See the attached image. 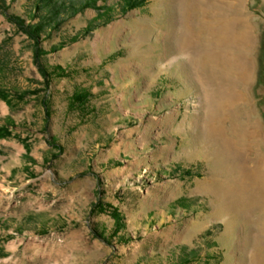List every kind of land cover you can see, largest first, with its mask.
<instances>
[{"label":"rangeland","instance_id":"1","mask_svg":"<svg viewBox=\"0 0 264 264\" xmlns=\"http://www.w3.org/2000/svg\"><path fill=\"white\" fill-rule=\"evenodd\" d=\"M85 1L0 0V264H264V0Z\"/></svg>","mask_w":264,"mask_h":264},{"label":"trees","instance_id":"2","mask_svg":"<svg viewBox=\"0 0 264 264\" xmlns=\"http://www.w3.org/2000/svg\"><path fill=\"white\" fill-rule=\"evenodd\" d=\"M97 0H86L83 4H82V8L84 7H91L92 5L95 4ZM123 1V11L128 10V9H132L134 7L137 6H141L143 5V3L145 2V0H122ZM93 7V6H92ZM99 10H101V8H99ZM103 14H98V18L102 17ZM8 18L11 19L16 25L19 26L20 29H22L23 31H25L26 33L29 34V36L31 38H33L36 42V45H38V47L41 44V34L44 31V24L41 22L38 23H32V20H30L29 22L26 21V19H24L22 16L20 15H15V14H8ZM90 28L86 27L84 29L85 32L89 31ZM44 74L46 75V73L44 72ZM0 95L4 96L6 95L5 92L0 91ZM88 92L87 91H83L81 93L76 94L75 96V100L77 102H79L80 104H83L85 99L88 97ZM10 127L9 124L0 126V128H6ZM112 217L114 218L116 227H115V231L114 234L116 235L121 229H123L124 226V222H123V218L120 214V212L118 211L117 208H112V210L110 211ZM96 235L102 239H105L104 235L100 232L96 231Z\"/></svg>","mask_w":264,"mask_h":264},{"label":"bare ground","instance_id":"3","mask_svg":"<svg viewBox=\"0 0 264 264\" xmlns=\"http://www.w3.org/2000/svg\"><path fill=\"white\" fill-rule=\"evenodd\" d=\"M243 30V29H242ZM242 33V32H241ZM234 95H236V93L234 94ZM233 95V96H234ZM238 95V94H237ZM235 98H237L238 100H239V103H240V99H242V98H240V97H238V96H235ZM234 99V98H233ZM238 103V104H239ZM259 131H261L260 129H259ZM259 131H256V130H254V129H249V131H248V137L250 138V139H257V140H260L261 141V139H264V134H263V132L261 131V132H259ZM259 132V133H258ZM262 133V134H261ZM238 163V162H237ZM242 164V163H241ZM241 166V165H240ZM240 166H237V168H238V170H239V167ZM258 167V169L257 170H259V171H262V170H264V166L262 165V164H260V165H258L257 166ZM237 172V171H236ZM239 173L240 174H242V172H241V170L239 171Z\"/></svg>","mask_w":264,"mask_h":264},{"label":"crops","instance_id":"4","mask_svg":"<svg viewBox=\"0 0 264 264\" xmlns=\"http://www.w3.org/2000/svg\"><path fill=\"white\" fill-rule=\"evenodd\" d=\"M0 91H3L2 89H0ZM6 93V92H5ZM17 96V95H16ZM18 97V96H17ZM6 113V112H5ZM13 121L11 120V123H12ZM6 124L7 123H5V121L4 122H0V126H3V125H5L6 126ZM11 125H13V124H11ZM11 125H10V127H11Z\"/></svg>","mask_w":264,"mask_h":264}]
</instances>
